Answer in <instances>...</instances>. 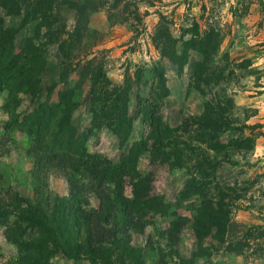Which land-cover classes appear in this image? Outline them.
Returning <instances> with one entry per match:
<instances>
[{
    "label": "rangeland",
    "instance_id": "374dc122",
    "mask_svg": "<svg viewBox=\"0 0 264 264\" xmlns=\"http://www.w3.org/2000/svg\"><path fill=\"white\" fill-rule=\"evenodd\" d=\"M15 1L0 0L2 27L8 31L0 44V205L11 209L18 196L50 211L56 196L71 216L81 210L99 224L105 214L115 217V208L104 210L100 198L106 193L100 187L106 185L110 202L105 204L122 209L113 201L115 183H97L82 164L67 163L71 179L82 186L83 194L75 199L52 163L41 183L32 172L35 155L54 153L55 108L67 101L75 132L71 150L96 156L103 167H116L130 157L132 145L150 131L142 119L132 120L125 142L105 126H93L92 119L100 103L92 101L91 93L102 97L107 91L113 99L125 89L127 118L135 114L139 99L140 108L157 111L158 123L167 127L159 158H150L146 138L135 161L124 166L132 175L121 181L126 204L134 200L135 184L137 193L148 196L142 227L128 231L130 246L140 250L138 260L264 264V0H45L36 8L33 0ZM44 5H51V11L44 12ZM24 16L26 26L19 28ZM199 40L208 56L207 71L200 75L207 84L193 78L203 59ZM162 52L174 54L175 62ZM159 70L164 98L158 97ZM93 73L99 77L95 85ZM206 116L216 130L199 120ZM36 135L39 145L33 141ZM56 151L67 160L66 142ZM93 167L88 162L86 169ZM3 221L0 264H29L24 260L28 252H18L5 231L20 226L25 241L40 231L13 214ZM103 225L110 232L111 223ZM70 236L83 233L71 230ZM108 236L93 258L82 251L70 261L57 253L49 262L133 264L130 259L138 253L129 259Z\"/></svg>",
    "mask_w": 264,
    "mask_h": 264
},
{
    "label": "trees",
    "instance_id": "16d2710c",
    "mask_svg": "<svg viewBox=\"0 0 264 264\" xmlns=\"http://www.w3.org/2000/svg\"><path fill=\"white\" fill-rule=\"evenodd\" d=\"M11 1L12 0H5V2ZM23 1L25 3H28V1L31 0H16L15 3L18 4ZM33 1V6H35L36 8V6H39L41 2L43 3L45 0ZM43 11H51V5H44ZM26 21L27 17L25 18L24 16L18 25L19 28L26 26ZM6 32L8 31L3 29L2 18H0V44L4 41L5 35H7ZM192 35L196 37L198 35L197 31L192 33ZM199 41L201 42H199L198 50L201 53L203 59L202 61L196 63L193 78L196 82H200L202 80L205 84H207L208 82L206 80L204 81L200 77V75H202L204 71H207L205 65L208 62V56L203 50V48L201 49V46H203L205 42L203 40ZM161 54L162 56L166 57L170 62H175L173 59L175 57L174 54H172L170 57L164 52H162ZM77 65L78 63L75 64V66ZM87 72L88 69L86 71V74H89ZM155 75L158 78L157 81L159 84L158 97L164 98L166 96L167 90L165 89V80L162 71H155ZM98 81V74L95 73L94 75L93 73V79L91 84L95 85ZM121 94L122 96H116L111 99V94L107 93V91H104V96L102 97L98 95H93L91 93L92 101L96 100L100 103L97 110H95V108L92 109L93 126L99 128L103 125L113 134H115L116 137L120 139V142H125L131 132L132 120L139 117L142 119L144 124L148 126V129L150 130L149 134L146 136L147 141L151 142V147L148 151L150 153L149 156L152 160L155 158H159L162 152V143L166 135L167 127H164L162 124L158 123L157 111L154 114L152 110H149L145 106L140 108L139 99L137 100L138 106L135 114L130 118H127V91L123 89ZM207 103L209 104L210 109H212V103L209 101ZM208 104L205 103L204 105L207 106ZM66 105L72 108V105L68 101L61 108H55L56 117L54 119V122L52 123L54 132L51 140H53L54 143H57V145L54 146L53 155H45L43 153L41 155H35V159L37 162L36 167H33L34 170L32 172V174L34 175V181H38L41 183V180L45 179L46 175L48 174L47 172H49V164L52 163V166L54 168L57 167L58 170L63 174V178L69 188V197L71 199H75L76 197H79L83 194L82 186L81 184H76L71 179L72 175L66 171L67 163L71 161L73 162V164H82V168H84L85 172L87 170L88 173L91 175V178L93 180H97V183H115L116 192L113 195V201L122 204L120 205L122 206V209L117 211V204H105L106 200L110 202L109 194H107L106 190V185L100 187L102 190L101 192H106L103 195H100V198L103 200L104 204L103 209L105 210L106 207L109 206L112 209L115 208V211L118 212V214L112 219H110L111 216H107L105 214L102 218V221H100V224L94 221L96 220V218L93 220L95 216H84L81 210H79L80 213L78 214V216L77 211L73 216H71L69 207L65 205L66 208H62L63 201H61L56 196H53L51 199L52 205L50 211L47 208V205H45V208L43 207V204L40 203H38V205H32L26 199H22L21 197L16 196L14 200L16 201L15 205L19 206V204L21 203H23L24 205L22 207H16L14 205L11 207V209H8V207H5V203H1L0 219L2 220V222H5L3 220H6V216L8 214H13V216H15L17 220L21 221V223H25L26 227H28L29 229L36 226L40 231V236L25 241V230H22L20 226H14L13 229H7L5 231L6 239L9 242H13L16 244L18 252H28L26 257H24V260L29 261V264H51L49 262L50 258L57 253H60L64 260L70 261H76L78 259V254L82 251L86 252V254H90L93 258V255L96 254V252L98 253L101 251V248L98 245L100 244V242L103 241L105 233H108L109 236L107 237V239L110 240L112 244L114 243V247H116L117 250H120V252L124 253V255L127 256L129 259L130 256H133V254L138 253V256L132 257L130 260L134 262L133 264H143L137 258L140 255V250L130 246L131 237L128 234V231L132 230L134 233H137L139 232L137 227L140 225L142 227L143 221H140L144 215L143 211L146 209L145 204L148 202V196L146 192L137 193L136 191H140V189L138 188L139 184H135L134 190L136 191L132 192L134 200H132L131 203L126 204V201L122 197L121 181L123 180L124 175H128V173L125 171L124 166L127 163L132 164L135 161L139 148L141 149L146 145V138H139L138 141H136L132 145V148L130 149V157H126L122 164L116 167H111L110 165L103 167V165L100 164L101 161L96 156H88L84 154V151L82 152L71 150V144L74 143L72 141L74 140L73 138L75 137V132L69 124L70 111L66 109ZM205 118L199 120L204 125L209 124L210 126H214L213 130H216L215 123L213 124L210 122V120H207L209 119L207 118V116ZM57 140H59V143L66 142L67 148L69 150V152H67L66 154L67 160H63V157H61L59 151H56L58 149L59 144ZM33 141L39 145V136H34ZM83 156L87 157L88 160H83ZM88 162L94 164V167L86 169ZM45 167L46 170L44 169ZM131 176L132 175H128V177ZM34 191L35 193L38 192L37 189H35ZM45 202L47 204L48 202H50L49 195H47V197L45 198ZM65 210H68L69 215L71 217L70 219L67 217L68 213ZM135 214L137 215L136 218L134 217ZM110 223L111 226H108L110 232L107 231L106 228L103 229V224L109 225ZM71 230H74L76 234L78 233V236L79 234L83 233V237H77L75 239L73 237L71 238ZM93 236L95 237V239L93 238ZM106 253L108 254V251H106Z\"/></svg>",
    "mask_w": 264,
    "mask_h": 264
}]
</instances>
